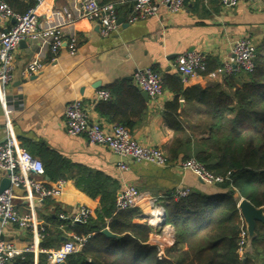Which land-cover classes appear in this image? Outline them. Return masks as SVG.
<instances>
[{"label":"crops","instance_id":"0c3cea01","mask_svg":"<svg viewBox=\"0 0 264 264\" xmlns=\"http://www.w3.org/2000/svg\"><path fill=\"white\" fill-rule=\"evenodd\" d=\"M6 1L17 12L23 13L34 0ZM82 1L44 0L33 6L42 24H56L60 20L57 10L68 6L77 17V9ZM99 1L105 4L104 0ZM126 2L120 0L116 4ZM119 18H123V23L107 37L101 35L97 22L89 19H76L65 24V40L69 41L71 37L77 39L74 54L70 53L67 44L56 56L48 45L40 41L27 39L18 45L13 80L9 85H0V143L11 134L20 147L41 161L46 149H50L73 163L116 179L121 189L127 184L137 186L140 191L138 208L152 226L160 228L159 232L151 235L149 243L157 245L165 255L174 246V228L161 224L164 212L160 218L155 217L153 212L157 209L165 211L171 194L175 197L178 190L207 195L222 194L225 190L220 183H205L194 172L181 169L178 163L182 158L171 160L169 166L161 167L126 157L124 161L128 169L121 170L118 167L119 156L110 148L92 144L86 136L68 133L66 106L73 100H81L90 120L103 125L117 123L112 120L114 114L133 121L130 130L135 139L143 145L157 146L170 159L169 148L175 131L166 123L164 116L167 104L175 99L176 93L165 88L157 99L149 97L147 100L133 79L134 72L138 68L152 67L163 76L181 75L175 68V59L187 52L204 54L221 66L230 56L233 41L238 37H248L257 49L264 48V1L242 2L235 8H227L222 6L220 0H191L175 14L161 5L154 16L135 19L133 11L125 8ZM13 23L14 20L0 16V33ZM37 57L42 61L43 68L37 74L27 76L24 74L25 67ZM217 69L186 80L182 78L184 86L210 87L221 83L226 74L218 73ZM100 89L111 92L109 102L96 100L95 94ZM179 102V112L186 120L194 114L195 107L186 104L182 98ZM143 103L146 109L142 108ZM8 109L12 110L11 114ZM200 136L196 133V137ZM6 175L0 169V185ZM30 175L40 178L47 185L56 182L50 181L46 174ZM10 187L17 209L21 213L32 214L34 218L33 229H21L0 221L2 239L12 242L20 250L33 242L37 230L52 228L50 218L65 220L60 217L62 214L69 216L81 205L90 207L94 214L101 204L100 197H90L72 179L66 180L60 196L42 202L38 201L31 189L12 184ZM235 196L240 203L243 197L238 192ZM243 221L246 225L244 218ZM59 228L63 234L60 244L45 248H58L74 233L69 232L63 224ZM45 238L40 246L45 243ZM28 259L29 264H41V254L32 253Z\"/></svg>","mask_w":264,"mask_h":264},{"label":"trees","instance_id":"16d2710c","mask_svg":"<svg viewBox=\"0 0 264 264\" xmlns=\"http://www.w3.org/2000/svg\"><path fill=\"white\" fill-rule=\"evenodd\" d=\"M109 1L116 4L120 0H104ZM126 1L116 4L118 17L125 8L133 11L135 0ZM34 4L31 2L25 11ZM255 63L253 71L226 74L221 83L210 87H185L181 75H162L164 90L176 93L164 116L175 131L170 160L195 155L211 172L225 178L220 183L225 190L222 194L190 192L178 199L171 194L165 224L174 228V246L162 258L158 246L149 243L160 228L152 226L138 207L118 209L119 181L50 149H46L42 161L49 180L72 179L90 197H100L101 204L86 223L72 225L68 220L50 218L54 231L45 229L42 246L60 244L63 234L59 227L63 224L69 232L91 233L83 248L70 254L64 264H264L262 221L256 222L255 235L244 257L238 253L246 225L235 196L238 192L254 206L264 207V48L257 49ZM219 66L215 59L208 58L203 75ZM180 98L196 110L186 120L179 112ZM142 108L146 109L145 103ZM112 120L129 129L134 125L116 114ZM196 133L201 136L196 137ZM105 229L117 237L106 235ZM41 264H48L44 253Z\"/></svg>","mask_w":264,"mask_h":264},{"label":"built area","instance_id":"2783aa9c","mask_svg":"<svg viewBox=\"0 0 264 264\" xmlns=\"http://www.w3.org/2000/svg\"><path fill=\"white\" fill-rule=\"evenodd\" d=\"M44 0H34L35 4H41ZM191 0H135L133 7V18L144 19L157 15L159 7L164 5L171 13H178ZM207 1V0H205ZM260 0H220L222 6L235 8L240 3H255ZM264 1V0H261ZM77 17L71 8L64 6L57 10L59 22L56 24H42L39 21L35 6L30 7L26 12H17L6 0L0 1V16L14 20L11 27L0 33V85H9L13 80L15 51L21 41L31 39L40 41L50 47V51L56 56L67 44L71 54H74L77 47V39L71 37L65 40L63 26L76 19H89L97 22L102 36L111 35L118 28V14L116 5L113 2L102 4L99 0H83L78 7ZM257 47L248 37H238L233 41L231 54L217 69L218 73L232 74L242 71L251 72L255 68ZM175 68L186 80L188 77L202 75L208 69V58L199 52H187L180 54L175 59ZM43 68L40 58L31 60L25 67L24 74L32 76ZM133 79L137 86L145 90L149 97L157 99L164 92V80L158 71L152 67L138 68ZM95 98L98 101L111 99V92L107 89H100L96 92ZM11 114L12 110L8 109ZM66 129L72 136L83 135L92 144H100L110 148L120 161L118 167L121 170L128 169L124 158H132L138 162H151L161 167L171 164L168 156L157 146L143 145L133 136L131 130L120 124L112 123L103 125L100 122L90 120L89 113L81 100L76 99L69 102L65 109ZM10 123V121L8 122ZM178 166L183 170L194 172L199 178L208 184H219L225 180L223 176L215 175L206 165L195 157L179 161ZM0 169L6 173L10 172L12 186H22L31 189L38 201L42 202L53 196H60L66 184L65 179H59L52 185H47L40 178L32 177L30 174L43 176L45 168L43 162L31 154L25 148L18 145L13 135L7 136L6 140L0 143ZM189 194L186 189L178 190L175 197L182 198ZM140 191L137 186L127 184L119 193L116 201L118 209H130L138 207ZM161 211L154 214L155 217L162 215ZM93 215V210L81 205L73 214L60 217L69 220L70 224L86 223ZM0 221L3 223L17 225L21 229H33L34 218L30 213H21L14 203L12 187L0 192ZM249 231L242 230L238 243L240 257L248 246ZM91 237L89 234L72 233L58 248L48 249L40 246L45 238V230L39 229L35 233L33 242L24 250L18 249L12 242L2 239L0 235V264H29L28 255L33 253L47 255L48 264H61L67 257L80 251ZM159 258L164 256L158 252Z\"/></svg>","mask_w":264,"mask_h":264},{"label":"water","instance_id":"95a60500","mask_svg":"<svg viewBox=\"0 0 264 264\" xmlns=\"http://www.w3.org/2000/svg\"><path fill=\"white\" fill-rule=\"evenodd\" d=\"M118 22H119V24L123 23V18H119ZM23 41H21L20 43H22ZM142 94L147 100H149V95L145 90H143ZM9 175H10V172H8L6 177L3 178L1 185H0V192H2L3 190H5L6 188L11 186V178L9 177ZM239 209H240V213H241L242 217L246 221V225H247V228L249 231V236H248V247H249L250 242L255 235L254 229L256 226V222L257 221L264 222V207H256L249 200L243 198L239 203ZM163 212H164L163 213V220H162L161 224L166 223L165 222L166 215H167L166 210ZM104 233L108 236H111V237H117L116 235L111 233L109 229H105ZM64 263L65 262H63L61 264H64Z\"/></svg>","mask_w":264,"mask_h":264},{"label":"bare ground","instance_id":"6f19581e","mask_svg":"<svg viewBox=\"0 0 264 264\" xmlns=\"http://www.w3.org/2000/svg\"><path fill=\"white\" fill-rule=\"evenodd\" d=\"M158 211H155V212H153V213H155V214H158V213H160L162 210H159V209H157Z\"/></svg>","mask_w":264,"mask_h":264}]
</instances>
